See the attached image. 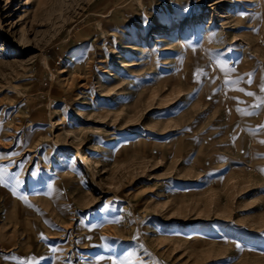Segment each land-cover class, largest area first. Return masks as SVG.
<instances>
[{
  "label": "rangeland",
  "instance_id": "1",
  "mask_svg": "<svg viewBox=\"0 0 264 264\" xmlns=\"http://www.w3.org/2000/svg\"><path fill=\"white\" fill-rule=\"evenodd\" d=\"M262 85L264 0H0V264H264Z\"/></svg>",
  "mask_w": 264,
  "mask_h": 264
},
{
  "label": "snow or ice",
  "instance_id": "2",
  "mask_svg": "<svg viewBox=\"0 0 264 264\" xmlns=\"http://www.w3.org/2000/svg\"><path fill=\"white\" fill-rule=\"evenodd\" d=\"M229 51H231V50H229ZM210 67H212L213 69L215 67H219V68H221L224 71V74H225V77H226V79H225V84L226 85H235V84H238L240 82V79H242V77L239 78V79H236V80L228 79L229 73L235 71V66L234 65L233 66H227L226 63H222L221 61L217 60L215 66L210 65ZM202 76H207V73L204 72L203 70L197 69V71L194 73V80H196L197 82H199L198 81V78L199 77H202ZM240 91H244V89H240ZM261 91L264 92V85L261 86ZM247 95H249V96H255L256 94L255 93H252V92H247ZM209 99H211V97H209ZM257 100H258V103L255 104V105H253V107L258 109L262 105H264V99H261L260 97H257ZM238 111H240V109H238ZM12 155H15V153H12ZM32 174L33 175H37L38 173L37 172H33ZM14 180H15V183L17 185H19L21 183L19 175L14 176ZM4 183H5L4 177H3V175H0V184H4ZM36 194L49 195L50 192H45V193L37 192ZM53 251H55V249H53ZM5 258L7 259V257H5ZM99 259L100 260H103L104 257L101 256V257H99ZM110 259H111L112 264H120V261H118L116 258L113 257V258H110Z\"/></svg>",
  "mask_w": 264,
  "mask_h": 264
}]
</instances>
